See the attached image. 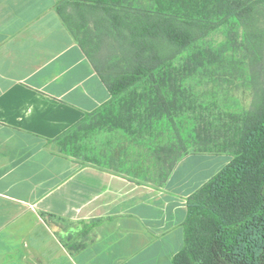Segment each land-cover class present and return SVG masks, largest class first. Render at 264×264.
I'll list each match as a JSON object with an SVG mask.
<instances>
[{
    "label": "crops",
    "instance_id": "1",
    "mask_svg": "<svg viewBox=\"0 0 264 264\" xmlns=\"http://www.w3.org/2000/svg\"><path fill=\"white\" fill-rule=\"evenodd\" d=\"M58 3L0 0V264H174L223 154L189 153L155 185L63 153L54 140L112 94Z\"/></svg>",
    "mask_w": 264,
    "mask_h": 264
},
{
    "label": "trees",
    "instance_id": "2",
    "mask_svg": "<svg viewBox=\"0 0 264 264\" xmlns=\"http://www.w3.org/2000/svg\"><path fill=\"white\" fill-rule=\"evenodd\" d=\"M57 10L112 94L108 103L54 140L65 154L80 155L70 147L79 131L93 125L89 117L98 120L111 113L117 100L118 118L127 119L116 125L125 131L134 121L144 124L141 108L150 127L173 117L182 108L173 61L230 19L245 29L252 65L260 63L264 0H59ZM189 63L202 60L192 54ZM141 84L144 90L139 91ZM254 106L239 137L224 144L223 150L233 148L231 161L188 198L185 245L174 264H264V86ZM195 139L193 144L210 141L201 134ZM185 143L177 132L172 144L162 146L161 163L172 160L164 181L189 154ZM205 152L215 151L193 153Z\"/></svg>",
    "mask_w": 264,
    "mask_h": 264
},
{
    "label": "rangeland",
    "instance_id": "3",
    "mask_svg": "<svg viewBox=\"0 0 264 264\" xmlns=\"http://www.w3.org/2000/svg\"><path fill=\"white\" fill-rule=\"evenodd\" d=\"M144 1L148 3V0ZM260 26L264 27V22ZM262 44V49L257 50L260 63L258 66L252 65L254 54L248 49L245 29L234 19L223 23L173 61L180 74L182 104L173 117L150 127L141 108L139 112L144 124L139 125L134 121L130 125L131 131H125L116 125L127 119L118 118L120 100H117L110 109L111 113L106 111L105 116L98 120L88 118L93 125L81 129L75 143L70 146L80 155L70 156L110 167L138 182L160 185L172 162L161 163V148L172 144L178 132L186 140V152L211 149L215 152L206 153L223 154L215 165L219 172L233 156V148L223 150L224 144L229 146L239 137L244 117L254 110L255 103L261 97L264 86V41ZM192 54L198 55L202 63L190 64L189 56ZM138 90H144V84ZM198 134L208 137L210 141L193 144ZM218 150L220 153H216ZM49 221L59 231L83 227L61 219L51 218Z\"/></svg>",
    "mask_w": 264,
    "mask_h": 264
}]
</instances>
